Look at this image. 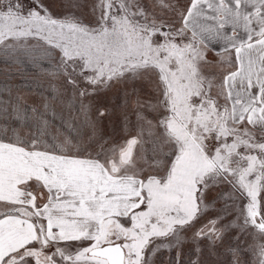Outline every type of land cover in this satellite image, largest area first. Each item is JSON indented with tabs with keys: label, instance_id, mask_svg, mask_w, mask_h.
Instances as JSON below:
<instances>
[{
	"label": "rangeland",
	"instance_id": "374dc122",
	"mask_svg": "<svg viewBox=\"0 0 264 264\" xmlns=\"http://www.w3.org/2000/svg\"><path fill=\"white\" fill-rule=\"evenodd\" d=\"M189 1L0 0V70L12 75V83L25 78L23 86H31L2 90L0 113L5 116L0 121V136L29 147V151L21 150L35 157L32 172H38V163L45 166L43 176L33 175L34 186L52 198L58 183L48 169L55 170L57 160L45 154L37 158L31 148L48 155L63 152L66 157L99 159L103 172L95 176L97 195L105 193L109 173L116 172L125 193L144 195V205L120 228H107L89 245V239L64 243L59 254L52 248L47 255L32 250L27 253L34 256L24 259L21 253L15 257L20 264H45V259L52 264H102L87 249L116 241L126 250L125 264H169L170 254L182 264L189 251L195 264H264V196L259 186L264 133L252 136L232 129L219 133L216 128L222 123L217 115L222 116L225 128L227 112L219 110L212 97L200 98L198 92L190 94L183 86L193 79L189 73L194 52H185L188 39L182 18V8ZM258 49L250 66L262 71L264 52ZM233 50L219 57L220 51L216 58H211V52L206 56L204 49L194 55L198 74H206L209 91L218 100H227L226 73L238 68ZM194 88L200 91L198 83ZM27 105L36 120L41 109L45 122L17 125L13 119H19ZM159 125L172 127L186 139V146L177 145L183 148L176 147L173 158L165 154L168 148L152 147ZM188 130L204 146L202 151L194 141L189 144ZM252 137L255 144H248L246 140ZM202 160L203 165L192 171L193 197L185 193V203L192 199L193 211L169 224L179 217L178 195L190 183L182 175ZM63 172L70 189L72 183L66 179L70 173ZM84 176L83 184L81 179L74 181L82 190L92 180L91 173ZM159 205L168 210L162 227L157 221L162 216H154ZM9 209L0 203L1 212ZM255 210L261 217L253 216ZM44 236L42 231L40 237ZM79 246L84 251L77 250ZM40 248L47 249L45 245ZM230 248L233 259L225 257Z\"/></svg>",
	"mask_w": 264,
	"mask_h": 264
},
{
	"label": "crops",
	"instance_id": "0c3cea01",
	"mask_svg": "<svg viewBox=\"0 0 264 264\" xmlns=\"http://www.w3.org/2000/svg\"><path fill=\"white\" fill-rule=\"evenodd\" d=\"M182 14L183 25L186 28L184 34L188 39L185 40V52H194L190 58L192 75L189 73V77L193 76V79L190 80V84L184 83L183 86L187 88L190 94L194 92V95L198 92L200 98H207L206 95L212 97L216 107H219V110L223 112H227L228 126L225 128L222 116L219 113L217 115L222 123L216 128L219 133L226 130L231 131V129L240 133L246 131L251 133L252 136H255V133H264V114H262L264 107V67L260 71V69L250 66L251 62L255 63L256 61V58H254L250 62V58L257 55L256 53H260L258 48L264 52V0H190L186 9L182 8ZM189 38H192V42H189ZM202 49H204L206 56H208V52H211L213 54L211 58H216L220 51L222 53L219 57L229 52L227 50L234 49L231 52L236 55L238 68L233 69V73L232 71L226 73L227 100H218L216 95H212L209 91L206 74L202 72H200V75L198 74L194 55L195 52ZM255 76H257L256 79H252ZM197 83L200 91L194 88ZM201 90L203 91L201 92ZM172 112L174 115L177 114L174 109H172ZM210 114L212 115L211 111ZM215 118L216 116H214ZM159 126L161 127L157 129V139L152 147L168 148L165 154L169 158H173L176 155L177 145L182 143L186 146V139L183 135L170 129L172 127ZM183 126L185 130L186 125ZM252 139L246 140L247 143L255 144L256 138L252 137ZM189 144H193V142ZM23 145L13 140L0 138V203L4 202L10 207L7 211H0V264H20L21 261L19 262L15 257L21 253H24V259H29L34 256L35 252L47 255L50 248L59 254L60 250H63L62 245L64 243L77 240L83 242L89 239L91 240L87 243L89 245L94 239H98L106 233L107 228H120L133 211L144 205L142 192L127 194L123 191L122 182L118 179L120 175H117V172L114 175L109 173L110 183L108 187L106 186L105 193L101 192L97 195L96 187L99 184L95 176L97 173L100 175L103 172L99 159H91L89 156L80 155L66 157L64 155L67 153L63 152L48 155L47 152L31 148L30 152H34L37 158H41L45 154L57 160L53 163L55 170L48 169L52 180L58 183L54 195L49 199L45 190H38V186H34L35 183L33 182V175H44L45 166L38 163L36 165L38 172H32L31 166L35 157L24 155L21 149L29 151V147ZM138 145L139 142L137 141ZM195 146H198L200 150L204 148L201 143L197 142H195ZM178 148L182 149L183 147ZM203 157L206 159V156L203 155ZM65 158H69V160L65 161ZM86 164L93 166H88L87 169ZM202 165L203 160L198 165L192 164V169L187 167L186 174L182 175L179 172V176L182 175L184 178H188L190 183L188 186H183V189H186L184 194L178 195L180 212L178 211L176 215L179 217L174 218L169 224L180 222L182 218H186L193 211V201L191 199L188 201L189 204L185 203V193L189 192L193 197L192 171ZM261 166L262 175L257 174V176L261 178L259 179V186L261 187V195L264 196L263 162ZM251 169V172L255 171V167H251ZM65 170L70 173V177H66L72 183L70 189L63 181V171ZM86 172L91 173L90 178L92 180L89 184L92 186L89 185L85 190H82L81 185L77 182L81 179L80 182L83 184L82 180L85 178L84 174ZM122 177L121 179H123ZM75 180L77 182L74 183ZM233 185L235 186V184ZM163 208L164 211L160 214ZM154 211L155 219L157 214H159L157 216H162L157 218V221H160L159 227L165 226L160 225V223L162 221L164 223L167 218L165 214L168 211L167 208L159 205L158 209ZM180 215L184 216L181 218ZM33 216L36 220L33 219ZM253 216L261 217V212L255 210ZM139 218L142 219L141 214H139ZM261 227H263L262 224ZM42 231L45 234L44 238L40 237ZM169 238L171 239V237ZM40 241V246L45 245L47 249L38 246ZM100 245L102 244L90 247ZM80 248L79 246L76 249L84 251ZM89 249H87L88 253ZM32 250L34 253H27V251ZM159 256L160 254H157L156 258H159ZM170 256L171 254L168 255V257ZM44 263L52 264L51 261L48 263L46 259ZM56 264H59V261Z\"/></svg>",
	"mask_w": 264,
	"mask_h": 264
},
{
	"label": "trees",
	"instance_id": "16d2710c",
	"mask_svg": "<svg viewBox=\"0 0 264 264\" xmlns=\"http://www.w3.org/2000/svg\"><path fill=\"white\" fill-rule=\"evenodd\" d=\"M25 80H26L25 78H24V80L22 78L17 83L14 84V83H12V75H8V74L5 75L0 70V96H1V94L3 92L2 90L7 91L8 89H11L12 87H13V89L17 88V89H21V90L26 89V87H27V89H29V87H31V86H23V84H24L23 82H25ZM29 84H32V83H28L27 85H29ZM5 100H6V97H5ZM17 101L20 102L19 97H18ZM19 107H22V106L19 105ZM24 107L26 108V110L24 109L23 113L19 112V115H18L21 122L19 121V119H16V118L13 119L14 121H17V123H18L17 125L20 126V125H23V124H26V125L27 124H32V123H35L36 121L45 122L46 114H43L41 109H40V112H39L40 113V118H38V120H36V117L32 115V111L33 110L31 112H29L30 106L27 105V106H24ZM4 116L5 115L0 113V121L3 120ZM21 118L23 120H21ZM51 119H52V121H54L53 118H51ZM8 121H9V119H7L5 123H7ZM55 122H57V121H55ZM0 138L1 139H6V136H0ZM23 142L25 143V140ZM234 244H235V242L233 243L232 246H234ZM228 256H232V259H233V250H232V248H230L228 250V252H227V255H225L226 258ZM175 261H176L175 256L173 254H171V258H170V261H169L170 264H180L179 262L177 263ZM182 264H195L194 259H193V253L191 251L187 252V255L182 260Z\"/></svg>",
	"mask_w": 264,
	"mask_h": 264
},
{
	"label": "water",
	"instance_id": "95a60500",
	"mask_svg": "<svg viewBox=\"0 0 264 264\" xmlns=\"http://www.w3.org/2000/svg\"><path fill=\"white\" fill-rule=\"evenodd\" d=\"M90 255L105 258L109 264H125V248L120 242L94 247Z\"/></svg>",
	"mask_w": 264,
	"mask_h": 264
},
{
	"label": "flooded vegetation",
	"instance_id": "af4514ba",
	"mask_svg": "<svg viewBox=\"0 0 264 264\" xmlns=\"http://www.w3.org/2000/svg\"><path fill=\"white\" fill-rule=\"evenodd\" d=\"M188 136H189V138L191 139V141L193 142L194 140L192 139V138H194V135H192V133H191V130H188ZM196 141H194V143H195ZM89 254V253H88ZM89 256H92V257H94V258H98V259H100V262L102 263V264H109L108 263V261L105 259V258H102V257H98V256H95V255H90L89 254ZM126 261V260H125Z\"/></svg>",
	"mask_w": 264,
	"mask_h": 264
}]
</instances>
